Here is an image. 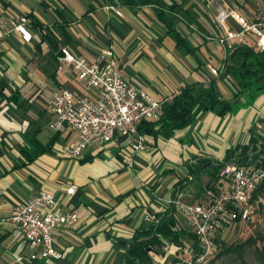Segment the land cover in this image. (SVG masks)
I'll use <instances>...</instances> for the list:
<instances>
[{"label": "crops", "instance_id": "1", "mask_svg": "<svg viewBox=\"0 0 264 264\" xmlns=\"http://www.w3.org/2000/svg\"><path fill=\"white\" fill-rule=\"evenodd\" d=\"M230 1L248 18L256 10L255 0ZM217 4L0 0V27L27 15L33 35L30 43L16 34L0 44V220L42 191L54 193L64 212L78 215L69 230L54 232L61 259L32 260L38 249L17 230L5 228L0 235V264H126L124 245L143 226L174 208L168 200L195 203L217 181L214 165L229 163L236 147L253 140L264 146V96L225 117L204 113L171 139L147 135L148 148L136 155L132 169L120 156L126 146L120 136L109 145L88 148L77 160L62 154L63 146L77 141L76 131L68 126L61 131L50 128L52 93L65 87L77 97L83 95L71 75L57 71L61 47L88 62L112 48L123 75L160 101L169 102L184 87L210 79L217 81L223 99L233 98L236 82L223 71L227 56L206 39L221 34L214 21ZM109 6L123 17L107 10ZM161 11L176 33H168L159 20ZM227 24L236 28L232 20ZM211 67L219 76L211 73ZM15 95L16 100H11ZM42 148L45 153L37 154ZM200 160L213 165L193 174ZM71 186L75 192L67 195ZM173 215L176 229L189 231L186 216L176 209ZM165 248L162 251L167 252ZM167 255L149 253L144 260L167 264ZM20 257L23 261L17 262Z\"/></svg>", "mask_w": 264, "mask_h": 264}, {"label": "built area", "instance_id": "2", "mask_svg": "<svg viewBox=\"0 0 264 264\" xmlns=\"http://www.w3.org/2000/svg\"><path fill=\"white\" fill-rule=\"evenodd\" d=\"M255 1L256 10L248 18L241 13L237 3L208 0V3H218L214 21L221 34L206 39L222 47L225 56L239 46L264 51V0ZM106 9L123 17L113 6ZM230 20L236 28L228 26ZM31 27L27 15L18 16L0 27V44L16 34L24 43H30L33 38ZM56 61L57 71L71 75L83 91V95L77 97L73 91L61 87L49 99L50 128L61 131L68 126L78 134L75 143L63 146V156L81 159L88 148L109 145L120 136L126 142L120 156L127 168H134L136 155L148 148V137L139 131L140 126L144 122H158L168 101L155 99L145 88L127 79L120 71L112 48L103 50L94 62H88L75 57L67 47H61ZM210 70L219 76L216 68ZM263 180L264 169L261 167L227 163L220 169L217 181L195 203L188 204L179 199L167 201L168 206L186 216L189 232L197 238L199 251L186 261L187 264H211L221 251L218 240L222 229L226 231L235 223L254 227L261 223L264 193H260L259 188ZM75 189L71 186L67 195L74 194ZM77 218L75 212H64L54 193L42 191L16 205L10 217L0 220V235L5 228L15 229L31 247L38 249L32 260H59L63 255L55 246L54 232L69 230ZM16 261L22 262L23 258Z\"/></svg>", "mask_w": 264, "mask_h": 264}, {"label": "trees", "instance_id": "3", "mask_svg": "<svg viewBox=\"0 0 264 264\" xmlns=\"http://www.w3.org/2000/svg\"><path fill=\"white\" fill-rule=\"evenodd\" d=\"M161 1L163 0H125L126 3H136L140 6L157 4ZM158 18L163 22L168 33H176L174 25L167 20L164 11L159 13ZM223 71L232 76L236 82L237 91L233 98L223 99L218 91L217 81L214 79L202 84L186 86L163 106L162 117L158 122H144L139 131L145 135L168 140L177 132L191 127L198 117L204 113L212 112L219 117H225L237 112L245 104L253 103L264 96V51L258 52L245 46H239L228 52L227 59L223 64ZM16 98L15 95L11 97V100H16ZM45 151L46 149L42 148L37 154L45 153ZM231 156L229 163H236L240 166L255 165L264 169V146H257L255 140L250 145L236 147L231 152ZM212 165L207 160H200L195 165L192 173L201 174L205 168ZM224 166L225 163L214 165V168L219 173ZM263 191L264 180L259 188L260 193H263ZM173 213H175V208H171L157 217L156 222L149 226H143L135 233L132 241L128 245H124L126 264H152L151 261L146 262L144 260L145 256L149 254L147 253L149 247H153L157 253L166 256L167 252L162 251L163 244L160 237L168 239L172 245L183 251H186L183 239L190 238L194 242L193 254L198 253L196 236L189 231H178ZM223 233L224 229L221 230L218 240L219 248H221L218 257L220 258L232 252L242 257V252L249 241L236 247L227 248L226 243L222 240ZM257 252L261 257V264H264V255L260 251ZM173 264L187 263L184 260L175 259Z\"/></svg>", "mask_w": 264, "mask_h": 264}, {"label": "rangeland", "instance_id": "4", "mask_svg": "<svg viewBox=\"0 0 264 264\" xmlns=\"http://www.w3.org/2000/svg\"><path fill=\"white\" fill-rule=\"evenodd\" d=\"M264 193V191H263ZM222 240L226 243L227 248L236 247L249 241L248 245L242 252V257L236 253H230L218 257L211 264H261V257L257 251L264 255V214L261 223L255 227L251 224L235 223L228 230L224 231ZM186 251L177 248H167V264H173L175 259L189 261L193 256L192 247L194 242L190 238L184 239ZM257 250V251H256Z\"/></svg>", "mask_w": 264, "mask_h": 264}, {"label": "water", "instance_id": "5", "mask_svg": "<svg viewBox=\"0 0 264 264\" xmlns=\"http://www.w3.org/2000/svg\"><path fill=\"white\" fill-rule=\"evenodd\" d=\"M160 241L162 242V244L165 246V247H171L172 246V243L166 239V238H163V237H160ZM147 253H155V254H158L157 251L153 248V247H149L147 249Z\"/></svg>", "mask_w": 264, "mask_h": 264}]
</instances>
